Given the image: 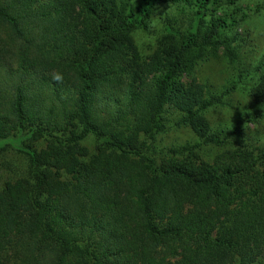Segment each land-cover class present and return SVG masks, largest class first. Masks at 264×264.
<instances>
[{
    "label": "trees",
    "instance_id": "trees-1",
    "mask_svg": "<svg viewBox=\"0 0 264 264\" xmlns=\"http://www.w3.org/2000/svg\"><path fill=\"white\" fill-rule=\"evenodd\" d=\"M166 2L196 5L199 22L144 59L133 33ZM218 3L0 0V75L14 77L0 80V151L32 168L0 188V264H264V151L201 159L227 141L203 113L217 100L184 79L195 52L234 58L225 18L204 23ZM251 92L264 100V74ZM170 110L201 143L158 160L148 138Z\"/></svg>",
    "mask_w": 264,
    "mask_h": 264
},
{
    "label": "rangeland",
    "instance_id": "rangeland-1",
    "mask_svg": "<svg viewBox=\"0 0 264 264\" xmlns=\"http://www.w3.org/2000/svg\"><path fill=\"white\" fill-rule=\"evenodd\" d=\"M218 4L207 10L204 23L218 15L225 18L220 37L233 49L234 58L230 59L223 47L215 52L208 48L202 57L198 52L189 56L188 71L184 73L185 81L195 76L205 86L207 97L217 100L203 113L212 132L227 142L223 146L203 144L197 149L200 158L209 162L223 151L238 147L256 153L264 151V100L251 92L264 74V0H234V3L219 0ZM195 7L185 2L156 4L146 27L133 33L141 56L147 59L153 54L170 28L186 35L191 26L199 22ZM0 78L5 83L2 87H10L14 79L5 81L4 73ZM165 118L167 131L148 138L150 152L156 159H160L162 150L201 143L190 127L176 125L181 118L178 112L170 110ZM45 144L46 141L41 140L37 146L41 148ZM83 144L94 153L99 141L89 135ZM31 169L27 155L10 147L0 151V188L8 181L30 176Z\"/></svg>",
    "mask_w": 264,
    "mask_h": 264
}]
</instances>
